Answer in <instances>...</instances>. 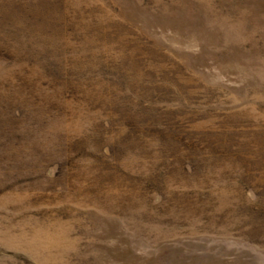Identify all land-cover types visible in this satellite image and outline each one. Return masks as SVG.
I'll return each mask as SVG.
<instances>
[{"label":"rangeland","instance_id":"374dc122","mask_svg":"<svg viewBox=\"0 0 264 264\" xmlns=\"http://www.w3.org/2000/svg\"><path fill=\"white\" fill-rule=\"evenodd\" d=\"M52 3L97 99L0 55V264H264V0Z\"/></svg>","mask_w":264,"mask_h":264},{"label":"trees","instance_id":"16d2710c","mask_svg":"<svg viewBox=\"0 0 264 264\" xmlns=\"http://www.w3.org/2000/svg\"><path fill=\"white\" fill-rule=\"evenodd\" d=\"M52 2L53 0H0V55L13 61L28 63L31 67L44 69L49 73L44 74L46 75L44 76L46 79H44L47 80L52 91L60 90L64 92V90H67L69 95L74 97L78 102L94 103L97 99L95 95L98 93L96 78L87 79L83 74H76L75 76L60 74L58 64L49 61L47 51L50 52V50L46 43V38L56 33L58 24L56 17L50 14V8L53 7ZM40 58L42 59V65L38 61ZM27 75L20 76L19 78L22 79L19 80V85L16 84V86L22 87V84L29 85ZM125 110L123 109V113H121L108 109L106 117L108 122L109 120L118 123L126 121L125 125L127 128L119 134L116 142L119 146L127 148L135 146L139 138L133 137V134H137L138 131L132 128L135 127L131 123L132 118L126 117L128 111ZM154 123H156V120ZM145 128L149 130L153 129L152 125H147ZM103 132L107 133L102 128V134ZM157 134L159 139V132ZM4 141L7 140L5 139ZM4 141L0 140V146L3 149H8L11 141ZM177 142H174L173 146L175 152H179L181 147V144ZM209 147L205 146V151L210 149ZM201 156H204V154H200Z\"/></svg>","mask_w":264,"mask_h":264}]
</instances>
